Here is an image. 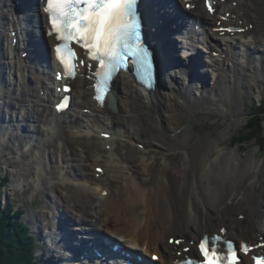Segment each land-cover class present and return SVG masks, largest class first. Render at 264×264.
<instances>
[{"label":"bare ground","instance_id":"bare-ground-1","mask_svg":"<svg viewBox=\"0 0 264 264\" xmlns=\"http://www.w3.org/2000/svg\"><path fill=\"white\" fill-rule=\"evenodd\" d=\"M148 2L149 30L159 41L153 90L122 73L114 82L117 111L99 106L93 89L96 64L90 65L82 54L86 64L74 82L73 107L58 114L50 69L56 41L46 35L44 39L47 18L37 0H21V11H15L16 1L0 0V79L7 83L0 85L1 140L12 142L9 136L18 134V125L30 123L27 135L21 133L30 140V151H39L28 174L23 169L24 178L14 182L21 186L30 178L40 188L55 180L48 181L43 194L50 205L45 236L52 242L57 264L79 258L71 252L82 244L81 234L107 236L127 253L144 259L156 255L162 264H178L198 254V242L214 233L247 242L252 251L241 264H252L251 255H264V159L251 153L244 160L236 149H224L217 142L203 151L206 140L189 143L192 123H184V116L198 110L224 113L228 104L238 105V89L249 86L248 68L255 69L249 70L253 82L264 79V16L244 0H212L213 12L206 0ZM181 26V33H172ZM231 26L243 31H227ZM12 30H22L24 36L16 48ZM196 36L199 43L193 40ZM22 46L30 51L28 59L22 57L27 51ZM178 47L182 55L175 53ZM207 67H216L218 76L210 75ZM6 105L13 110H6ZM119 144L129 146L126 154ZM150 147L170 153L185 148L187 158L182 166L167 158L165 167L173 172L166 183L147 188L137 170L141 167L149 181ZM213 148L218 150L215 155ZM47 157L53 167L46 165ZM100 166L103 173L97 171ZM189 173L194 180L181 179ZM112 180L121 181L120 187H110ZM42 214L31 212L25 219L38 228ZM61 225L70 227L71 245L63 242L72 249L61 246L48 231L58 226L60 235ZM176 240L181 243L169 242ZM122 253L118 256L124 257Z\"/></svg>","mask_w":264,"mask_h":264},{"label":"snow or ice","instance_id":"snow-or-ice-1","mask_svg":"<svg viewBox=\"0 0 264 264\" xmlns=\"http://www.w3.org/2000/svg\"><path fill=\"white\" fill-rule=\"evenodd\" d=\"M206 4L208 11L213 12L211 0H206ZM136 5L137 0H46L48 34L58 42L56 58L69 76H74L77 68L78 56L73 44L83 48L91 61L98 62L95 99L101 104L108 92V81L129 62L139 75L151 80L152 61L142 42ZM79 63L84 64V61L81 59ZM57 107L64 109L67 104L60 103ZM169 242L181 243L179 240ZM198 248L202 259L184 260L183 264H241L240 254L248 255L252 251L247 243L237 246L220 235L205 236L198 242ZM251 258L254 264H264V255Z\"/></svg>","mask_w":264,"mask_h":264},{"label":"rangeland","instance_id":"rangeland-1","mask_svg":"<svg viewBox=\"0 0 264 264\" xmlns=\"http://www.w3.org/2000/svg\"><path fill=\"white\" fill-rule=\"evenodd\" d=\"M244 1L246 4H248V6H251L255 8L258 12H260L261 16H264V0H244ZM177 53L179 52H176V54ZM253 64H255V61H253ZM207 69L210 71L211 73L210 75L214 77L218 76L216 67L214 68L207 67ZM249 70L252 72L255 71V69L253 68L252 69L248 68V71L245 73L247 74L246 83L247 86L248 85L249 86L247 90L238 89V92L241 96V98L238 101V105L232 106L231 104L230 105L228 104L227 106L229 109L224 113L218 111L210 112V111L198 110L195 113H190L184 116V123L186 124L192 123V127L190 130L191 137L189 143H194L196 140H206V143L204 144L203 147V151L207 152L209 149L212 148L211 145L217 142V144L224 149H228L232 151L237 150L238 155L244 160H246L247 155H250L251 153H253L254 157L257 158L258 160L264 159V147H262L261 144H259L255 140L248 141L249 139L242 138L250 134V130L247 127V122L252 117L251 113H254L256 110L255 107L256 102L264 99V79H260L258 83L253 82L252 74L249 73ZM2 83L4 84V86H6L7 84L5 83V81H2V79H0V85ZM0 102H4V101L0 99ZM5 107H7L6 110H9V112L13 110L7 105ZM18 109L19 107L17 106V108H14V111L17 112ZM28 127H31L30 123L28 124ZM28 127L26 128L29 130ZM11 134L13 135H10L9 138L14 137V139L12 140V142L9 143H5V140H1L2 136L0 135V176H5V175L9 176L8 185L5 186L4 188H1L0 186V205L2 208H7L11 202L14 205V207L17 208L16 210L19 209L23 210L24 214L23 216H21V218L23 221H25L27 224L30 225L31 232L34 235L39 236L42 234L44 236V239L42 240L43 242H41L42 244H44V247H41L39 249L38 255L39 256L42 255V261H44L45 264H51L48 260L52 257L53 254L52 248L48 245L49 240L46 239L45 236L47 230L45 224H47L49 221L47 214L48 211L47 204L49 205V203H47L48 198L45 197L43 192L45 191L46 186L47 185L49 186L48 181H50V184H53L55 180L53 179L48 180L47 184L46 185L41 184L40 188L36 187L32 183V179L30 178H27L28 182H26L24 185L19 186L15 184L14 182L15 179H17L18 177L22 178L24 176L23 169L26 171V175L28 174V165H30V167L32 166L31 161L34 155L38 154L39 151L38 150L30 151L32 144L29 145L28 143H26L29 139L24 140L23 138L24 135H26V133H23L24 134L23 135L21 131H18V134L17 133H11ZM161 135L164 138H167L166 133H161ZM18 136L19 139L15 138ZM178 136L180 137V139L183 138L181 134H178ZM6 141H8V139ZM120 145L121 144H119V146ZM120 147L123 150L122 152H124L125 154L129 150L128 149L129 146L121 145ZM17 150L19 153L18 155L15 154V151L17 152ZM21 150L27 154L25 158H22L23 152ZM185 150L186 149L184 148V149H179L176 152L170 153L164 151L163 149L161 150L158 148L150 147L148 151V155L150 159V165L153 168V172L149 176V181L147 180V176L145 175L141 167H139V169L137 170L140 179L144 180L147 188L152 187L158 182L165 184L167 176L171 172H173L172 169H168V168L166 169L164 164L165 160L167 158L172 160L174 159L179 166H182L183 162L187 158V153L185 152ZM213 150L215 149L213 148ZM135 151L137 152L138 149H135ZM217 152L218 150L213 151L214 155L217 154ZM47 158L48 159H46V165L53 167L50 158L49 157ZM55 175L56 177H58V173H55ZM182 177H183L181 178L182 180H188V179H189L188 181L194 180V175H192V173H189L187 177L186 176H182ZM111 182L112 183L110 184V187L112 188L120 187L121 181L112 180ZM48 207L50 208V205ZM31 212L43 213L42 214L43 217L40 219V222L38 223V225H40L38 228H35L32 225V223H30L29 220L25 219V217ZM245 223H244V227H247L248 223L247 222ZM35 232L38 234H35ZM45 243L48 244L46 245Z\"/></svg>","mask_w":264,"mask_h":264},{"label":"trees","instance_id":"trees-1","mask_svg":"<svg viewBox=\"0 0 264 264\" xmlns=\"http://www.w3.org/2000/svg\"><path fill=\"white\" fill-rule=\"evenodd\" d=\"M255 106L247 122L250 134L242 138L255 140L264 147V99L257 101ZM8 182L9 176H0L2 188ZM23 214V210H16L13 204L7 208L0 205V264H45L42 255H38L39 249L44 247L42 237L31 232L30 225L21 218Z\"/></svg>","mask_w":264,"mask_h":264},{"label":"water","instance_id":"water-1","mask_svg":"<svg viewBox=\"0 0 264 264\" xmlns=\"http://www.w3.org/2000/svg\"><path fill=\"white\" fill-rule=\"evenodd\" d=\"M114 102H115V98L112 95H110V97H109V107L113 111H117L116 106H114Z\"/></svg>","mask_w":264,"mask_h":264}]
</instances>
